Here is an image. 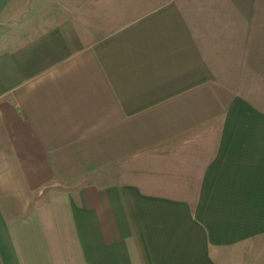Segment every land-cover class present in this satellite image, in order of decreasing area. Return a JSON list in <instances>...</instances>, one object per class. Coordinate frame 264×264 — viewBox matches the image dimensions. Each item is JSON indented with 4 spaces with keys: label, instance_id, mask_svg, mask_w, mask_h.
Masks as SVG:
<instances>
[{
    "label": "crops",
    "instance_id": "obj_1",
    "mask_svg": "<svg viewBox=\"0 0 264 264\" xmlns=\"http://www.w3.org/2000/svg\"><path fill=\"white\" fill-rule=\"evenodd\" d=\"M239 23L229 62L175 1L0 36V264H222L264 235V20Z\"/></svg>",
    "mask_w": 264,
    "mask_h": 264
},
{
    "label": "rangeland",
    "instance_id": "obj_2",
    "mask_svg": "<svg viewBox=\"0 0 264 264\" xmlns=\"http://www.w3.org/2000/svg\"><path fill=\"white\" fill-rule=\"evenodd\" d=\"M168 1H175L182 6L192 29L200 37L219 44L215 53L226 62L236 57L239 48L242 50L239 35L245 34L240 20L258 16L264 20V0H124V4H127L123 6L121 18L117 19V12L105 6L110 4L106 0H14L17 9L10 12L5 23H0V36L11 40L8 45L12 46L18 42V38L61 22L72 21L90 39H96L115 26ZM261 35L264 36V29ZM217 255L222 264H264V235L245 246L221 250Z\"/></svg>",
    "mask_w": 264,
    "mask_h": 264
}]
</instances>
